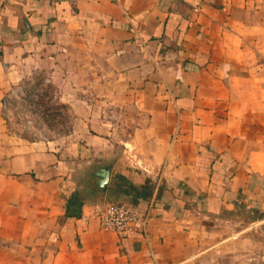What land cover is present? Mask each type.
I'll use <instances>...</instances> for the list:
<instances>
[{"label": "crops", "instance_id": "0c3cea01", "mask_svg": "<svg viewBox=\"0 0 264 264\" xmlns=\"http://www.w3.org/2000/svg\"><path fill=\"white\" fill-rule=\"evenodd\" d=\"M43 88L68 132L14 123ZM260 106L264 0H0V264H244L264 233ZM114 205L145 229L103 231Z\"/></svg>", "mask_w": 264, "mask_h": 264}, {"label": "rangeland", "instance_id": "374dc122", "mask_svg": "<svg viewBox=\"0 0 264 264\" xmlns=\"http://www.w3.org/2000/svg\"><path fill=\"white\" fill-rule=\"evenodd\" d=\"M52 90V88H43L19 98H14V102L10 105L12 112H14L12 113L15 118L14 123L19 127H29L30 123V127H33V130L38 134H41L44 128H62L67 132L71 130L74 121L70 119V106L58 103L55 100V92ZM252 121V126L248 130L261 135L264 132V107L260 106L252 112H248V122ZM258 138L260 141L261 137ZM246 240L249 242L243 248L244 264H254L258 258L260 259L258 264H264V233L260 237L255 235L254 240L261 245L260 248L252 246L250 236Z\"/></svg>", "mask_w": 264, "mask_h": 264}, {"label": "built area", "instance_id": "2783aa9c", "mask_svg": "<svg viewBox=\"0 0 264 264\" xmlns=\"http://www.w3.org/2000/svg\"><path fill=\"white\" fill-rule=\"evenodd\" d=\"M98 215L100 228L105 232L142 231L147 225L145 214L125 205L99 207Z\"/></svg>", "mask_w": 264, "mask_h": 264}, {"label": "water", "instance_id": "95a60500", "mask_svg": "<svg viewBox=\"0 0 264 264\" xmlns=\"http://www.w3.org/2000/svg\"><path fill=\"white\" fill-rule=\"evenodd\" d=\"M110 174L111 169L108 166L98 168V170L95 172L91 188L95 190L98 195L104 196L110 181Z\"/></svg>", "mask_w": 264, "mask_h": 264}]
</instances>
